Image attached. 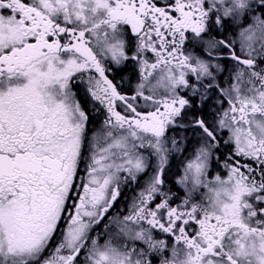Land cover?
I'll list each match as a JSON object with an SVG mask.
<instances>
[{"label":"snow or ice","instance_id":"6c2138e0","mask_svg":"<svg viewBox=\"0 0 264 264\" xmlns=\"http://www.w3.org/2000/svg\"><path fill=\"white\" fill-rule=\"evenodd\" d=\"M0 264H264V0H0Z\"/></svg>","mask_w":264,"mask_h":264},{"label":"flooded vegetation","instance_id":"af4514ba","mask_svg":"<svg viewBox=\"0 0 264 264\" xmlns=\"http://www.w3.org/2000/svg\"><path fill=\"white\" fill-rule=\"evenodd\" d=\"M225 64L231 68L232 62L231 61H225ZM221 76L224 79H227L228 77V72H224L221 74ZM96 115V120L94 121V123L92 125H90V127L92 128H97L99 127V125L101 124V122L104 119V114L101 111L98 114H94ZM91 135V133H90ZM180 167V159L179 156H177L176 159H170V168L171 171L167 174L169 180L174 178V174L179 170ZM143 183V181H142ZM140 188L138 185L136 184H131L128 186H122V195L118 201V203L115 205L112 214H116L117 212L119 213H127L128 209L130 208L133 199L137 196L138 192H139ZM102 228V225H101Z\"/></svg>","mask_w":264,"mask_h":264}]
</instances>
